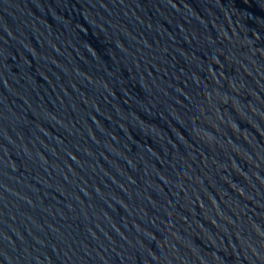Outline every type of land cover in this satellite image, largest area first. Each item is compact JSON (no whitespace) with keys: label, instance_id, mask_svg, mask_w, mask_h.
<instances>
[{"label":"water","instance_id":"water-1","mask_svg":"<svg viewBox=\"0 0 264 264\" xmlns=\"http://www.w3.org/2000/svg\"><path fill=\"white\" fill-rule=\"evenodd\" d=\"M0 264H264V0H0Z\"/></svg>","mask_w":264,"mask_h":264}]
</instances>
